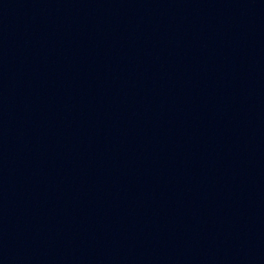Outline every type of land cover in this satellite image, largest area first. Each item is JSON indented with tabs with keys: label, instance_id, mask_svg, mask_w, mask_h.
Here are the masks:
<instances>
[{
	"label": "water",
	"instance_id": "1",
	"mask_svg": "<svg viewBox=\"0 0 264 264\" xmlns=\"http://www.w3.org/2000/svg\"><path fill=\"white\" fill-rule=\"evenodd\" d=\"M0 264H264V0H0Z\"/></svg>",
	"mask_w": 264,
	"mask_h": 264
}]
</instances>
